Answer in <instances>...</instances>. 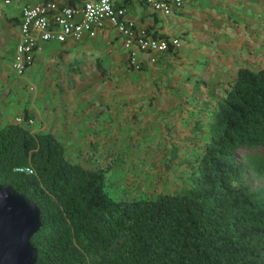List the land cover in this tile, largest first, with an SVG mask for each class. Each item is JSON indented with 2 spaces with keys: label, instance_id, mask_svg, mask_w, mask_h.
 <instances>
[{
  "label": "trees",
  "instance_id": "trees-1",
  "mask_svg": "<svg viewBox=\"0 0 264 264\" xmlns=\"http://www.w3.org/2000/svg\"><path fill=\"white\" fill-rule=\"evenodd\" d=\"M195 96L177 106L198 133L185 181L152 196L116 197L106 168L71 160L25 110L0 125V183L39 209L34 264H264V64Z\"/></svg>",
  "mask_w": 264,
  "mask_h": 264
},
{
  "label": "crops",
  "instance_id": "crops-1",
  "mask_svg": "<svg viewBox=\"0 0 264 264\" xmlns=\"http://www.w3.org/2000/svg\"><path fill=\"white\" fill-rule=\"evenodd\" d=\"M22 1L0 0V125L12 122L25 110L32 118L27 127L50 131L65 152L70 144L73 148L81 145L92 131L114 128L109 118L119 120L116 110L135 93L140 109L147 106L145 110L151 111L146 126L165 113L174 122L175 112L185 124L187 110L177 106L189 104L188 98L195 95L199 104L208 85L231 79L245 63L239 43L247 33L243 25L257 24L263 33L264 0H183L181 7L168 15L151 9L144 0H112L126 8L125 18L147 33L179 35L185 40L174 54L163 51L154 62L140 52L142 68L128 69L120 35L105 21L90 37L42 41L31 64L16 75L10 59ZM70 159L77 161L75 156Z\"/></svg>",
  "mask_w": 264,
  "mask_h": 264
},
{
  "label": "rangeland",
  "instance_id": "rangeland-1",
  "mask_svg": "<svg viewBox=\"0 0 264 264\" xmlns=\"http://www.w3.org/2000/svg\"><path fill=\"white\" fill-rule=\"evenodd\" d=\"M256 25H243L247 33L243 39H239L241 57L245 62L242 65L248 64L254 68L264 64V38H261L262 34L264 37V24L262 34ZM184 40L181 38L180 44ZM198 44L193 42V45ZM125 92L129 94L130 91L126 89ZM137 96L135 93L120 104L119 110H116L119 111V120L109 118L111 126L115 124L114 128L110 131H92V135L88 133L77 148L69 143L66 152L68 157L75 156L84 167L106 168L107 188L116 197L152 196L158 191L177 189L185 181L187 173V168L179 159L196 149L198 133L186 131L187 126L181 123L176 112L174 125L169 114L165 113L146 126L151 111L145 110L147 106L140 109V101L134 99ZM172 146H177L178 156L169 160Z\"/></svg>",
  "mask_w": 264,
  "mask_h": 264
},
{
  "label": "built area",
  "instance_id": "built-area-1",
  "mask_svg": "<svg viewBox=\"0 0 264 264\" xmlns=\"http://www.w3.org/2000/svg\"><path fill=\"white\" fill-rule=\"evenodd\" d=\"M5 2L8 0H4ZM151 9L168 15L181 7L183 0H144ZM126 8L112 0H77L74 3H60L56 0H23L19 7L17 39L14 43L10 66L14 74L20 75L31 64L35 53L41 49V42L55 40H79L93 36L105 21L120 35L126 49V66L138 69L140 52L149 62L156 61L163 51L176 49L180 45L177 36H155L138 27L131 19L124 17ZM31 88V86H29ZM21 121V115L14 118ZM32 118L27 119L31 123ZM18 170L31 172L28 167Z\"/></svg>",
  "mask_w": 264,
  "mask_h": 264
},
{
  "label": "water",
  "instance_id": "water-1",
  "mask_svg": "<svg viewBox=\"0 0 264 264\" xmlns=\"http://www.w3.org/2000/svg\"><path fill=\"white\" fill-rule=\"evenodd\" d=\"M39 225L38 207L0 183V264H34L36 249L29 238Z\"/></svg>",
  "mask_w": 264,
  "mask_h": 264
}]
</instances>
